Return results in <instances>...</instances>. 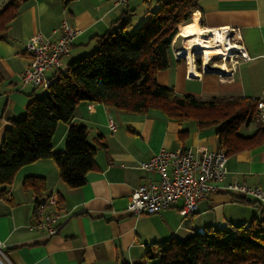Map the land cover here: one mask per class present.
I'll list each match as a JSON object with an SVG mask.
<instances>
[{"label":"crops","instance_id":"crops-1","mask_svg":"<svg viewBox=\"0 0 264 264\" xmlns=\"http://www.w3.org/2000/svg\"><path fill=\"white\" fill-rule=\"evenodd\" d=\"M9 2L0 0V11ZM127 10L134 11L135 26L144 20L143 0H126L123 4H118V0H75L66 9L60 0H28L21 6L0 40V145L9 121L23 117L31 96L41 97L45 92L20 82L29 63L27 43L37 34L54 40L52 30L65 21L80 31L63 59L67 65L93 53L97 38L113 28ZM191 22L194 31L238 30L237 45L244 48L247 59L216 58L206 66L193 55V45L188 44L183 32L185 25L171 43L169 67L157 73V84L172 89L176 95L201 100L257 101L264 91V0H198ZM52 75L53 72L46 74L48 79ZM38 90L43 93L38 95ZM110 120L114 130H110ZM72 123L89 128V139L97 148L93 170L77 189H69L60 181L57 166L50 159L18 170L8 198H0V264H136L143 260L145 249L155 244L264 218V207L259 203L224 190L199 200L194 213L186 216L178 213L180 200L152 215L126 212L132 192L157 180L154 173L138 169L140 162L161 151H220L214 128L198 130L194 123L180 124L156 110L129 114L85 102L76 106ZM255 128L251 124L240 133L248 136ZM183 130H188V134L180 140ZM66 132L67 126L59 123L52 139L54 153L65 151ZM226 170L220 186L239 183L264 190V143L227 157ZM28 177L44 178L46 193L55 194L58 210L67 214L53 237L37 226L34 194L23 189Z\"/></svg>","mask_w":264,"mask_h":264},{"label":"trees","instance_id":"trees-1","mask_svg":"<svg viewBox=\"0 0 264 264\" xmlns=\"http://www.w3.org/2000/svg\"><path fill=\"white\" fill-rule=\"evenodd\" d=\"M27 1L12 0L0 11V40ZM73 1L60 0L61 7L66 9ZM153 2L143 0L145 18L137 26L134 11L124 12L113 28L97 38L93 53L54 72L44 94L31 96L25 115L9 121L0 145V198H8L18 170L47 159L55 163L67 188L85 184L97 148L89 139V128L72 123L74 110L82 102L129 114L156 110L180 124L194 123L198 130L214 128L227 157L264 143V124L254 117L256 100H201L176 95L157 84V73L169 67L170 46L180 28L186 25L184 33L194 31L191 19L198 0H156L155 7ZM59 123L67 126L65 151L54 153L52 139ZM251 124L255 131L242 135L240 131ZM187 134L188 130L181 131L180 140ZM23 189L32 191L36 208L46 194L45 179L28 177ZM154 260L158 264H264V218L155 244L145 249L143 260L136 264Z\"/></svg>","mask_w":264,"mask_h":264},{"label":"built area","instance_id":"built-area-1","mask_svg":"<svg viewBox=\"0 0 264 264\" xmlns=\"http://www.w3.org/2000/svg\"><path fill=\"white\" fill-rule=\"evenodd\" d=\"M125 1L118 0V4H123ZM203 32L204 37L215 33L222 34L226 38L227 44L236 46L229 52L224 51L221 55L210 56L207 60H204L201 49L192 46L199 52L206 66L216 58H220L222 61L236 58V56L247 59L244 48L237 45V41L240 39L238 30L220 28ZM79 33L78 29L62 21L58 27L52 30L51 34L56 36L54 40L44 38L40 34L35 35L26 45L29 63L20 75L21 84L29 85L33 89H46L50 84L46 74L64 69L63 59L68 56L72 42ZM225 74L228 75L230 72L225 71ZM254 117L256 122L264 124V91L256 101ZM109 127L110 130L115 129L111 120ZM226 161L227 156L223 150L209 152L205 148L195 151L186 148L173 152H159L150 160L139 163L138 169L154 173L157 180L142 185L132 192L126 212L134 216L152 215L171 208L180 200L182 206L178 213L181 216H186L194 213L199 200L218 190L249 198L264 207V190L260 187H248L239 183L220 186L227 173ZM57 207V196L53 193H46L42 202L34 210L37 226L48 237L57 235L61 224L67 218V214L59 211ZM51 209L52 211H50Z\"/></svg>","mask_w":264,"mask_h":264},{"label":"bare ground","instance_id":"bare-ground-1","mask_svg":"<svg viewBox=\"0 0 264 264\" xmlns=\"http://www.w3.org/2000/svg\"><path fill=\"white\" fill-rule=\"evenodd\" d=\"M203 34L204 32L198 29L187 32L184 35L188 37L189 45H193L203 51L204 60H207L210 56L221 55L224 51L229 52V50L236 47L231 44H227L226 38L222 34L215 33L213 35H209L208 37H204ZM191 57L192 54L189 55L190 59Z\"/></svg>","mask_w":264,"mask_h":264},{"label":"rangeland","instance_id":"rangeland-1","mask_svg":"<svg viewBox=\"0 0 264 264\" xmlns=\"http://www.w3.org/2000/svg\"><path fill=\"white\" fill-rule=\"evenodd\" d=\"M196 56H198V58H201V55H200V54H197ZM220 61H221V60H220ZM220 61H219V63H220ZM38 92H39L38 95L41 94V93H43V91L41 92L40 90H38ZM253 125H255V124H252V126H253Z\"/></svg>","mask_w":264,"mask_h":264},{"label":"water","instance_id":"water-1","mask_svg":"<svg viewBox=\"0 0 264 264\" xmlns=\"http://www.w3.org/2000/svg\"><path fill=\"white\" fill-rule=\"evenodd\" d=\"M197 54H199V52L197 51V50H195V49H193V55H197ZM212 69H210V70H208V71H211Z\"/></svg>","mask_w":264,"mask_h":264}]
</instances>
